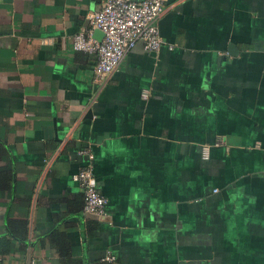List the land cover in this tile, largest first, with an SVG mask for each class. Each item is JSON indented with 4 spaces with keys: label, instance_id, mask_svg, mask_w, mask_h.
<instances>
[{
    "label": "crops",
    "instance_id": "0c3cea01",
    "mask_svg": "<svg viewBox=\"0 0 264 264\" xmlns=\"http://www.w3.org/2000/svg\"><path fill=\"white\" fill-rule=\"evenodd\" d=\"M102 1L0 0V264H264V0H164L98 82L71 35Z\"/></svg>",
    "mask_w": 264,
    "mask_h": 264
},
{
    "label": "built area",
    "instance_id": "2783aa9c",
    "mask_svg": "<svg viewBox=\"0 0 264 264\" xmlns=\"http://www.w3.org/2000/svg\"><path fill=\"white\" fill-rule=\"evenodd\" d=\"M163 4L164 0H103L97 9L86 15V22L71 35V47L94 53L92 73L95 81L103 82L137 41L146 51L155 52L161 46L163 40L157 19L163 12ZM93 29L101 32L99 38L92 36ZM166 46L171 48L172 45ZM87 155L92 158L91 153ZM72 178L82 193L83 212L95 217L105 216L107 198L98 190L91 166L78 167ZM103 259L107 264H119L109 249Z\"/></svg>",
    "mask_w": 264,
    "mask_h": 264
},
{
    "label": "trees",
    "instance_id": "16d2710c",
    "mask_svg": "<svg viewBox=\"0 0 264 264\" xmlns=\"http://www.w3.org/2000/svg\"><path fill=\"white\" fill-rule=\"evenodd\" d=\"M11 225V224H10ZM8 225V228H9V234L11 235V226ZM18 225H19V228H20V232L19 234L15 233L13 234L12 233V236H14L15 238H20L18 235H20L21 237L23 236V234L26 232V223L25 221H20L18 222ZM6 245L8 246V241H6L5 239L3 240L2 238L0 239V252L3 251V249L6 248ZM5 247V248H3Z\"/></svg>",
    "mask_w": 264,
    "mask_h": 264
}]
</instances>
